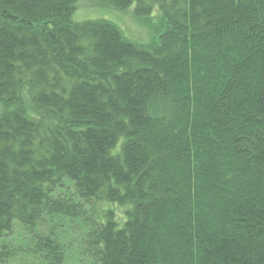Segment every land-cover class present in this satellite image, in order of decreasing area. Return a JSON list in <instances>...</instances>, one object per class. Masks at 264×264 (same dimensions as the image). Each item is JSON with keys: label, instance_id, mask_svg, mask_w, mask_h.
Wrapping results in <instances>:
<instances>
[{"label": "trees", "instance_id": "trees-1", "mask_svg": "<svg viewBox=\"0 0 264 264\" xmlns=\"http://www.w3.org/2000/svg\"><path fill=\"white\" fill-rule=\"evenodd\" d=\"M95 1L0 0V264H264V0Z\"/></svg>", "mask_w": 264, "mask_h": 264}, {"label": "rangeland", "instance_id": "rangeland-1", "mask_svg": "<svg viewBox=\"0 0 264 264\" xmlns=\"http://www.w3.org/2000/svg\"><path fill=\"white\" fill-rule=\"evenodd\" d=\"M133 9L121 12L105 4L99 5L95 0H80L74 19L76 21H85L104 18L113 23L115 22L129 38L147 43L151 41L153 34L150 32L151 30L145 28L137 19H134ZM116 213L121 214L122 212H120V209H116ZM15 231L16 239L19 238V229L16 228ZM15 242L19 243V240L16 239ZM16 264L25 263L19 261Z\"/></svg>", "mask_w": 264, "mask_h": 264}]
</instances>
